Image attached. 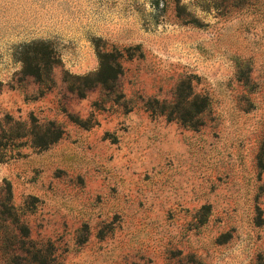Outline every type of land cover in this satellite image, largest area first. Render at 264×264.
Segmentation results:
<instances>
[{"label": "rangeland", "instance_id": "obj_1", "mask_svg": "<svg viewBox=\"0 0 264 264\" xmlns=\"http://www.w3.org/2000/svg\"><path fill=\"white\" fill-rule=\"evenodd\" d=\"M31 41L59 57L49 90L14 57ZM106 52L111 89L69 91ZM181 80L198 129L143 108ZM48 122L62 138L33 148ZM0 136V264H264V0H0Z\"/></svg>", "mask_w": 264, "mask_h": 264}, {"label": "trees", "instance_id": "obj_2", "mask_svg": "<svg viewBox=\"0 0 264 264\" xmlns=\"http://www.w3.org/2000/svg\"><path fill=\"white\" fill-rule=\"evenodd\" d=\"M14 57L21 64L22 75L33 78L45 90L53 87L51 72L60 64V60L49 42L31 41L23 44L18 47ZM97 58L99 63L97 71L92 75L74 78L81 84L76 86L75 83H68L69 91L83 98L85 96L84 91L95 87H99L104 92H108L111 89V85L114 84L122 71L120 56H115L113 52H106L98 53ZM143 108L151 116H164L168 121H177L184 127L198 129L203 126L202 117L208 108V100L204 96L195 94L191 86L181 80L173 90L172 100L148 99L143 104ZM46 126L45 128L32 126L27 132L25 137H28L33 148L46 149L62 138L63 130L58 125L54 122H48ZM3 138L4 136H0V155L1 151H3ZM2 157L0 156V162L3 161ZM11 198V186L8 182H4L0 201V235L3 236L7 233V228L4 225L5 221L8 223L11 221L14 223L18 222L14 208L11 205ZM22 233L24 237H28L26 228H22ZM18 251L21 252L22 250L18 249ZM24 253V261H27V264L45 263V257L34 256L28 250Z\"/></svg>", "mask_w": 264, "mask_h": 264}]
</instances>
